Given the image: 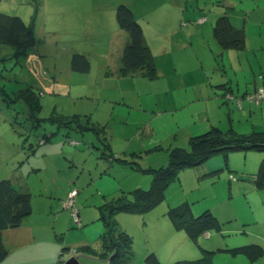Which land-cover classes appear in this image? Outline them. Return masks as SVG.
<instances>
[{
	"label": "rangeland",
	"instance_id": "obj_1",
	"mask_svg": "<svg viewBox=\"0 0 264 264\" xmlns=\"http://www.w3.org/2000/svg\"><path fill=\"white\" fill-rule=\"evenodd\" d=\"M184 1L179 11L174 0H142L137 19L145 37L155 42L153 63L159 75H138L130 83L124 77H103L110 59H118L116 7L124 0H38V13L33 0H0V13L33 23L37 39L26 54L0 44V180H11L31 194L33 209L26 225H56L54 234L17 251L5 240L10 252L1 264H57L60 254L66 261L75 251L81 264H108L101 251L106 227L99 207L118 197L131 199V191L151 184L153 173L147 170L168 163V148L188 149L189 136L200 129L195 112H208L231 134L247 132L251 121L264 131V100L256 104L243 98L256 87L264 89V0ZM223 12L245 31L243 50L223 51L206 30L202 44L197 36L193 44L180 46L190 28L204 23L212 36ZM75 53L88 57V73L71 71ZM221 85L233 96L224 98ZM31 92L37 108L30 105ZM251 105L258 109L251 117L243 116ZM76 114L90 130L67 134V129L46 122L52 116L70 120ZM143 128L151 133L142 142ZM95 130H102L111 142L112 163L100 158ZM45 136L50 140L41 144ZM249 155H214L202 167L180 171L167 187L166 199L146 214H117V228L131 239V257L124 264H146L153 252L163 264L194 261L206 251L213 252L212 264H264V257L252 263L226 251L249 244L264 247V186L260 180L239 179L243 171H258L264 152ZM73 189L79 191L75 209L81 227L63 209ZM51 201L54 209L49 213ZM186 202L195 217L210 210L221 229L196 240L176 230L169 210ZM65 213L71 218L69 228ZM80 239L88 242L70 245ZM84 245L91 251H82Z\"/></svg>",
	"mask_w": 264,
	"mask_h": 264
},
{
	"label": "trees",
	"instance_id": "obj_2",
	"mask_svg": "<svg viewBox=\"0 0 264 264\" xmlns=\"http://www.w3.org/2000/svg\"><path fill=\"white\" fill-rule=\"evenodd\" d=\"M33 1L36 13H38L39 2L38 0ZM32 18L34 19V17ZM116 22L119 28L129 35V40L121 56L123 66L121 74L125 76L141 73L143 76L156 77L157 71L153 63L152 53L145 42L143 28L127 4L123 3L116 7ZM213 33L223 51L243 50L245 48V31L243 28H236L226 14L217 18L213 26ZM0 44L15 49L17 54H26L28 50L37 44L33 23L28 25L20 16L0 13ZM71 66L76 72L87 73L90 70V61L86 55L75 53L71 58ZM31 93L30 105H34L37 108L38 101L35 94ZM62 118L65 117L62 116ZM62 118L52 116L51 118H46V122L58 124V127L67 129V134H71L72 132L84 133L90 130L84 126V122H81L77 114L71 117L72 119L70 120ZM102 134V130H95V136L103 146L100 158L107 159L109 162L111 160L112 162L114 154L110 150L109 142L104 140L105 137ZM50 137L45 136L40 140V143L45 144L50 140ZM233 151L264 152V131L242 135L237 133L231 134L230 132L222 131L218 127H212L208 132L192 137L189 140L188 149H172L169 152V161L166 165L148 169L147 171L153 173V179L149 188H138L131 191V199L127 196L118 197L112 202L101 205L99 207L101 219L104 221L106 231L100 237V243L103 255L108 257L107 263L124 264L131 257L129 256L131 255V239L126 233L121 232L117 228L114 221L117 214L134 212L146 214L166 199L167 187L171 181L176 179L180 171L186 168L196 169L202 167L212 156L218 154L226 155L228 152ZM256 176V181L260 180L259 183L264 186V164L260 166ZM72 191H77V195L74 197L73 208L75 209V201L79 195L77 189L68 192L66 201ZM31 200V194L27 190L17 189L11 180H0V263L9 255V251L3 241V233L7 230L20 227L26 218L32 214ZM66 201H64V204ZM63 209H65L64 206ZM66 210L70 212L74 221L72 209ZM77 215L79 218L78 211ZM169 217L176 230H184L191 240H196L200 235L209 231L221 229L218 219L210 210H206L200 216L195 217L190 204L187 202L170 209ZM80 221L79 219V224L74 222L77 227L82 226ZM89 250L91 251L89 247L82 249L85 252H89ZM226 251L234 256L244 255L252 263L264 257V247L258 244H249L227 249ZM212 254L213 252L206 251L197 260L177 261L172 264H212ZM61 257L62 254H60V260L57 264L64 262V260H61ZM145 263L163 264L154 252L146 257Z\"/></svg>",
	"mask_w": 264,
	"mask_h": 264
},
{
	"label": "crops",
	"instance_id": "obj_3",
	"mask_svg": "<svg viewBox=\"0 0 264 264\" xmlns=\"http://www.w3.org/2000/svg\"><path fill=\"white\" fill-rule=\"evenodd\" d=\"M125 2H124V4H127L131 9H132V11L134 12V14H135V17H136V19L138 18V15L136 14V11L137 10H139V11H143V7H142V4L144 3V2H142V0H124ZM184 0H174V3H173V5L175 6V10H181L182 8H183V5H184ZM166 4V3H165ZM164 4V5H165ZM167 4H170V2H168ZM145 11V10H144ZM221 14H226L227 15V13H225V12H223V13H221ZM143 16H145V18L144 19H146L147 18V14H143ZM228 17H229V19H230V21L232 22V19H231V17L229 16V15H227ZM139 19V18H138ZM137 19V20H138ZM200 19V18H199ZM147 22H149V20H147ZM140 24H141V22H139ZM205 24L206 23H204V24H202V25H200V27H198V28H190L189 29V36H187L186 38H184L183 37V39H181L180 40V46H185V45H187V43H190V44H193V39L194 38H196L197 40H198V37L197 36H200V38H199V40H200V44H202V42H203V40H204V37H203V32H204V30H206V32L208 33V38H210V39H212V40H214L217 44H219V42L217 41V39L215 38V36H214V33L212 34V36H211V31H209L210 29L209 28H205ZM232 24H233V22H232ZM118 25V24H117ZM234 25V24H233ZM141 26H142V24H141ZM235 26V25H234ZM142 28H143V26H142ZM237 28V27H236ZM143 32H144V29H143ZM209 32H210V35H209ZM116 33H118L119 34V38H118V49H117V53H118V56H117V61L115 62V61H113L112 62V59H110L111 60V62H110V64L109 65H107V68H106V71L105 72H103L104 73V75H103V77L104 76H106V77H109V80H112L113 78L115 79V78H117L118 80H120L119 78L120 77H124V78H127L126 80H128L130 83H132L133 81H134V79L138 76V75H140V76H142V77H146V78H148V76H143V74H141V73H135V74H128V75H122L121 74V69H122V60H121V56H122V52H123V50H124V48H125V46H126V43L128 42V40H129V35L125 32V31H123V30H121L120 28L119 29H117V31H116ZM174 34V33H173ZM184 34L185 35H188V32L187 31H185L184 32ZM144 38H145V42H146V45L149 47V49H150V51H151V53H152V56H153V60H154V62H155V58H154V55H155V53H154V50H153V43H155V42H152L150 39H148L147 38V36L145 37V34H144ZM187 38H188V42H186L187 41ZM164 44L165 43H162L161 42V46H162V48L164 47ZM219 46H220V44H219ZM220 48H221V46H220ZM222 49V48H221ZM167 51V49H165V52ZM113 52H114V50L112 51V49H111V51H110V55H113ZM115 60V59H114ZM155 68H156V66H155ZM71 71L72 72H76V71H74L73 69H72V66H71ZM90 71V70H89ZM156 71H157V75H159V72H158V70L156 69ZM78 73H81V72H78ZM88 73V72H87ZM101 74H102V72H101ZM151 78H154V77H151ZM222 86V89H224V92L222 93L223 94V97L225 98V96L226 95H228V94H230V96H233V94H232V90L231 89H229L228 90V88L225 86V85H221ZM259 86V85H258ZM261 86H259V88L258 87H256L254 90H252V91H248L249 93H251V92H255L256 90H258V89H263V88H260ZM235 97V96H234ZM193 101L194 100H191V102H188L187 103V105H190L191 103H193ZM133 105H137L136 103H134V102H131L130 103V106H132L133 107ZM260 109H261V112H262V109H264V103L263 104H261L260 105ZM245 108V107H244ZM244 108H243V111H244ZM252 108H253V110H252ZM133 109V108H132ZM247 109V108H246ZM258 108H256L255 106L253 107V105H251V106H249L248 107V109L247 110H245V114L243 115V116H248V117H251V115H253L254 113V110H257ZM195 117H197V118H195V120H194V123H195V121H197V120H199L200 121V125H199V130L196 132V133H194V134H191L189 137V140L192 138V137H195V136H198V135H201L202 133L204 134V133H206V132H208L212 127H218V128H220V125L219 124H217L218 122H216V120H213V119H211V116H210V114L208 113V112H205V111H200V112H195ZM262 116V115H261ZM194 118V117H193ZM248 121H251L250 119H247ZM251 125L249 126V129H248V131L247 132H239V131H236V133L237 134H242V135H249V134H251V133H253V132H262V128H261V126L258 124V123H256V122H252L251 121V123H250ZM190 127H193V123L190 125ZM189 127V128H190ZM234 129V128H233ZM147 133H151L150 132V129L149 128H143L142 129V133H140L139 134V137L141 138L140 140L143 142L144 140H145V138L146 137H148L146 134ZM103 136L105 137V139L104 140H106V142H109V140H108V138H107V136H105L104 134H103ZM97 140H99L97 137H95ZM100 144H101V147H103L102 146V143L100 142ZM109 145H110V150H111V152L115 155V153L113 152V149H112V145H111V142H109ZM188 146H189V142H188ZM176 148H182V147H176ZM175 149V148H174ZM183 149H187V148H183ZM172 149L170 148H168V156L167 157H169V152L171 151ZM148 151H150V150H148ZM153 153V152H152ZM254 153V151L253 152H245V154H246V156H250L249 154H253ZM259 161H260V159L259 158H257ZM103 160H105V161H107L108 162V160L107 159H103ZM168 161H169V158H168ZM110 163H112L111 162V160H110ZM161 165H166V164H161ZM262 164L260 163L259 164V166L258 167H260ZM105 172H107V171H105ZM258 172V171H257ZM257 172L256 173H250V174H248L247 172H245V171H243L242 173L243 174H241V177H239V179L240 180H246V181H250V182H255L256 181V179H257V176H256V174H257ZM248 174V175H247ZM104 177V176H106L107 178H109L110 176L109 175H103V174H101L100 175V177ZM150 185L151 184H149L148 186H144L143 188L144 189H146V188H148V187H150ZM53 203H52V201L49 203V206H50V208L51 209H49V213H51V211H52V209H54L53 208ZM79 213V212H78ZM66 214V213H65ZM69 215H67L66 214V223H67V228H69L71 225H70V222H71V218H69L68 217ZM70 220V221H69ZM27 223H25V221L23 222V224L20 226V227H18V228H15V229H12V230H7L6 232H4L3 233V241L5 242V240L9 243V244H11L12 245V248H14V250L15 251H17V250H19L20 248H26V247H28V245H31V244H37V243H39V241H41V239H43V237H47V236H49L50 234L52 235V234H54L53 232V230H52V228L53 229H55V227H56V225L55 226H53V227H51V229H49V228H47V227H45V226H40V225H37L35 222H33L32 223V225L31 226H28V225H26ZM6 234V235H5ZM88 242V240L87 239H80V240H78V241H75V242H72V244H70V245H73V244H85V243H87ZM6 244V243H5ZM101 244V243H100ZM83 247H86V245H84ZM66 250L67 249H69V248H65ZM8 251L10 252V250L8 249ZM21 255H23L24 253H20ZM8 257V256H7ZM6 260V259H5ZM2 262H4V261H2ZM1 262V263H2ZM0 263V264H1Z\"/></svg>",
	"mask_w": 264,
	"mask_h": 264
},
{
	"label": "built area",
	"instance_id": "obj_4",
	"mask_svg": "<svg viewBox=\"0 0 264 264\" xmlns=\"http://www.w3.org/2000/svg\"><path fill=\"white\" fill-rule=\"evenodd\" d=\"M205 21V18L199 19V22L202 23ZM244 99L249 102H256V104H260L262 100H264V89H258L252 94H247ZM232 177V176H231ZM233 180L234 177H232ZM77 195V191H72L68 197V200L65 202V209H72V216L74 218V222L79 224V218L77 215V211L73 208L74 206V197ZM74 256H76V251L74 252Z\"/></svg>",
	"mask_w": 264,
	"mask_h": 264
},
{
	"label": "water",
	"instance_id": "obj_5",
	"mask_svg": "<svg viewBox=\"0 0 264 264\" xmlns=\"http://www.w3.org/2000/svg\"><path fill=\"white\" fill-rule=\"evenodd\" d=\"M78 259L79 258L76 255V256H73L70 259L64 261L62 264H81Z\"/></svg>",
	"mask_w": 264,
	"mask_h": 264
}]
</instances>
